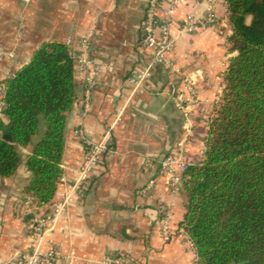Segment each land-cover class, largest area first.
Masks as SVG:
<instances>
[{"label": "crops", "instance_id": "crops-1", "mask_svg": "<svg viewBox=\"0 0 264 264\" xmlns=\"http://www.w3.org/2000/svg\"><path fill=\"white\" fill-rule=\"evenodd\" d=\"M148 2L0 0V84L47 43H64L74 58L79 56L85 37L99 70L98 82L89 88L86 72L75 64L77 100L67 120L64 174L54 200L40 207L26 192L31 172L25 160L13 177H0V264L36 248L58 250L62 258L56 264H109L120 253L133 264H196L197 255L181 230L187 212L184 183L175 191L161 165L187 127L186 161H202L209 122L225 87L229 44L212 27L180 33L181 21L203 9L197 0H187L171 17V34L179 38L168 57L192 79L199 100L187 117L174 105L172 75L163 65H156L139 88L129 82L149 61L140 47ZM216 16L228 19L225 1ZM77 130L96 143L109 134L110 149L88 183L73 193L86 154ZM30 150L22 151L24 157ZM69 195L65 210L54 217V207ZM26 199L33 204L20 209ZM165 207L172 212L175 231L170 241L161 224ZM32 225L41 226V236Z\"/></svg>", "mask_w": 264, "mask_h": 264}, {"label": "trees", "instance_id": "trees-1", "mask_svg": "<svg viewBox=\"0 0 264 264\" xmlns=\"http://www.w3.org/2000/svg\"><path fill=\"white\" fill-rule=\"evenodd\" d=\"M225 2L232 28L225 87L203 159L184 177L181 228L194 244L196 264H264V0ZM4 85L0 177H13L25 160L26 192L40 207L49 205L64 174L67 120L77 100L68 45H43Z\"/></svg>", "mask_w": 264, "mask_h": 264}, {"label": "built area", "instance_id": "built-area-1", "mask_svg": "<svg viewBox=\"0 0 264 264\" xmlns=\"http://www.w3.org/2000/svg\"><path fill=\"white\" fill-rule=\"evenodd\" d=\"M187 0H149L147 11L142 23V37L140 41L141 49L149 54V61L146 68L136 76L129 79V82L136 88H139L143 82L152 74V69L158 65H163L172 75L169 84V94L173 99L175 107L183 112L187 117L189 111L198 104V99L194 89V83L189 76H186L183 70L177 66L168 56L175 48L179 37L171 34V17L174 16L177 9L184 5ZM203 9L199 13H189L180 24L181 34L195 33L201 29L212 27L221 35L228 38L229 31L232 30L229 18H218L216 16V8L225 0H197ZM90 38L85 37L81 41V53L77 57H73L78 69L86 72V83L88 87L96 85L98 82L99 70L93 65L90 55ZM5 94L6 86L0 84V120L4 119L5 114ZM186 136L178 143L175 150L166 157L162 162L161 170L169 180L175 191L181 183H184V177L188 170L189 164L185 158V144L190 137L191 128H186ZM76 135L83 141L85 145V161L82 167L77 171L78 179L71 192L81 189L91 179L97 167L102 164L104 155L110 149V136L107 134L100 142L87 141L81 130L76 131ZM71 200L69 195L65 201L54 207L53 216H58L65 210L68 202ZM33 204L32 199H26L21 202L19 208ZM19 209V211H20ZM162 230L165 239L170 241L175 231L172 227V212L169 208H163V217L161 220ZM32 229L41 236V226L32 225ZM189 240V246L195 251V247L186 231L181 228ZM196 253V251H195ZM62 258V254L51 249L47 253L41 252L38 248L29 254L19 255L12 262L5 264H56ZM109 264H133L131 258L120 253L113 257ZM68 264H73L69 262Z\"/></svg>", "mask_w": 264, "mask_h": 264}, {"label": "water", "instance_id": "water-1", "mask_svg": "<svg viewBox=\"0 0 264 264\" xmlns=\"http://www.w3.org/2000/svg\"><path fill=\"white\" fill-rule=\"evenodd\" d=\"M5 140L11 142L12 141V137L10 135H6L5 137ZM233 264H236V263H233Z\"/></svg>", "mask_w": 264, "mask_h": 264}]
</instances>
